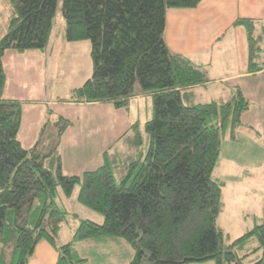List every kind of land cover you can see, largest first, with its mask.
Wrapping results in <instances>:
<instances>
[{
    "label": "trees",
    "instance_id": "16d2710c",
    "mask_svg": "<svg viewBox=\"0 0 264 264\" xmlns=\"http://www.w3.org/2000/svg\"><path fill=\"white\" fill-rule=\"evenodd\" d=\"M6 1L11 16L0 37V264H29L40 241L57 252L56 264H89L90 259L99 264L96 258L102 259L105 249L110 263L103 264H264V199L257 224L228 245L216 224L222 182L213 171L221 136L227 131L234 138L249 102L233 87L227 101L191 103L193 94L186 90L209 79L190 59L170 52L165 41L166 12L194 8L202 0H61L65 40L89 41L92 64L91 76L69 90L68 103L111 104L120 110L139 93L152 99V117L144 125L146 152L137 151L142 136L135 123L117 138L132 131L134 149L111 151L112 144L102 163L81 175L62 173L58 151L72 122L60 116L56 134L49 132L40 148L41 139L25 149L18 140L23 103L5 98V53L50 51L57 0ZM263 24L250 18L233 22L246 32L249 73L264 69L262 36L255 35ZM75 186L77 202L100 213L101 224L79 221L59 206L58 189L68 198ZM70 219L78 221L72 237L58 244V233ZM103 244L108 247L99 250Z\"/></svg>",
    "mask_w": 264,
    "mask_h": 264
},
{
    "label": "rangeland",
    "instance_id": "374dc122",
    "mask_svg": "<svg viewBox=\"0 0 264 264\" xmlns=\"http://www.w3.org/2000/svg\"><path fill=\"white\" fill-rule=\"evenodd\" d=\"M8 2L0 0V37L4 34L6 23L11 16ZM60 8L61 0H57L48 43L51 58L46 69L43 70L42 63L39 64V67L34 63L37 61L36 56L42 54L40 51L32 50L33 56H35L33 58L29 55L16 58L15 54L20 53L14 50L6 52L4 69L8 74V89L5 96L18 93L23 99L22 124L18 132V140L25 149L34 147L41 139L40 148V145L45 143V137L49 132H52L51 135L56 134L57 127L54 126V122L60 116L72 122L62 135L58 151L61 156L62 173L81 175L86 170L98 167L102 163L103 151L112 144L114 146L111 151L126 153L130 149L129 146L134 149L130 142L134 136L132 131L125 139L118 140L117 138L135 123L138 124L137 132L142 136V143L138 146L137 151L146 152L148 135L144 125L152 117V99L147 93H139L130 99L128 109L120 110L111 104L76 105L68 103L69 90L81 86L91 76L92 64L89 41L67 42L65 40V24L61 18ZM255 35L262 36L259 44L263 48L264 31H257ZM24 54L27 53L24 52ZM11 82L17 86L19 82V88L22 90H16L17 88L14 86L11 87ZM241 82L244 85V94L249 98V108L242 114L240 126L234 131L237 141H232L227 131L221 136L219 160L213 171V177L222 182V206L216 224L223 230L224 246L252 229L257 224L258 218L262 216L263 209L264 131L260 126L262 127L264 123L262 124V119L256 115L257 106L255 105L264 94V73L256 77L245 78ZM227 83L210 84L208 87L194 90L191 100L194 102L191 103L230 99L232 96L230 97L229 89L226 88ZM222 90L225 92L223 93ZM183 99V102L187 104L186 99ZM30 100L48 104L43 107L31 106L33 103L28 102ZM248 110L249 112L246 113ZM47 112L50 114L48 115ZM42 116H45L42 126H46L47 133L40 138L39 133H34V131L37 127L36 121ZM252 119H257L258 123L256 124L254 120L251 121ZM245 124L252 125L253 133H248L247 129H243ZM255 131L262 135L261 139L255 137ZM119 174H114L117 180ZM77 191L78 186H75L71 196L64 198L60 196L61 190L58 189L59 196H56V201L59 202L62 199L70 211H74L78 215L79 221L87 219L101 224L103 216L100 213L83 207L77 202L75 198ZM66 200L69 201L66 202ZM76 224L78 221L70 219V224L60 230L58 244L70 241ZM100 246L99 250L105 244ZM106 247L108 246L104 248ZM106 250H103L106 254L101 255L102 259L96 256V261L99 264L110 263L104 259L108 256ZM100 252H92L89 258L94 253L98 255ZM256 255L253 254L246 258V263L255 259ZM89 261V264H92V259ZM202 264H215V262L207 260Z\"/></svg>",
    "mask_w": 264,
    "mask_h": 264
},
{
    "label": "crops",
    "instance_id": "0c3cea01",
    "mask_svg": "<svg viewBox=\"0 0 264 264\" xmlns=\"http://www.w3.org/2000/svg\"><path fill=\"white\" fill-rule=\"evenodd\" d=\"M237 18H250L260 21L261 24L264 23V0H202L200 4L194 8L169 9L166 12L165 41L168 49L174 54H180L187 57L194 64L200 66L205 70L207 78L209 79V82L205 85H195L186 90L192 93L193 96V91L200 87H208L210 84L214 85L218 83L222 85L226 82H228L226 88L229 89L230 97L232 96L231 88L233 87L240 88L244 94V85L241 81L245 78L256 77L257 75H262V73H264V69L255 73H249L247 71L246 32L243 27L233 25V22ZM257 30L264 31V28L261 29L258 26ZM26 53L27 54L20 53L15 55H17L16 58L24 57L25 55H29V57L32 58L35 57L33 56L34 54L32 51H26ZM50 53V51L42 52V54L36 56L37 61L33 62L38 67L39 64L42 63L43 70L46 69L47 63L50 62ZM5 56L6 53L2 59L4 67ZM5 73L7 77V90L8 74L7 71H5ZM13 86L17 88L16 90H22L19 88V82L18 86L17 84L13 85L12 83L11 87ZM222 92L224 93L225 91L222 90ZM244 97L249 102V98L246 97L245 94ZM5 98L18 99L23 102V99L18 93L5 96ZM28 102L33 103L31 106L40 107L48 104H43L42 101L38 102L34 100ZM23 106L24 104H22V107ZM255 106H257L256 115H259L263 124L264 94L259 98V101ZM248 112L249 110L246 113ZM42 117L36 121L37 127L35 128L34 133H40L45 116ZM253 120L256 124L258 123L257 119H252L251 121ZM260 128L264 131V125L262 127L260 126ZM243 129H247L248 133L254 131L250 124H245ZM255 134L256 138H262V135L258 131H255ZM232 141H237L235 135ZM67 201L69 200H66V202ZM59 205L62 209L68 210L70 213H75L74 211H70L62 199H60ZM76 226L77 224L75 225V228ZM88 245H92L94 249L97 246L92 241L88 243ZM76 247H78L79 250L83 248V246ZM57 256V252L54 248H52L47 242L40 241L34 248L29 264H56Z\"/></svg>",
    "mask_w": 264,
    "mask_h": 264
}]
</instances>
